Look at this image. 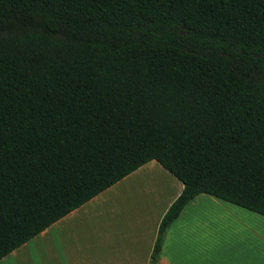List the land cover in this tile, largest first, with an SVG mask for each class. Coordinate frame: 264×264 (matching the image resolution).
Masks as SVG:
<instances>
[{
	"label": "trees",
	"instance_id": "obj_1",
	"mask_svg": "<svg viewBox=\"0 0 264 264\" xmlns=\"http://www.w3.org/2000/svg\"><path fill=\"white\" fill-rule=\"evenodd\" d=\"M264 215V0H0V258L150 160Z\"/></svg>",
	"mask_w": 264,
	"mask_h": 264
},
{
	"label": "crops",
	"instance_id": "obj_2",
	"mask_svg": "<svg viewBox=\"0 0 264 264\" xmlns=\"http://www.w3.org/2000/svg\"><path fill=\"white\" fill-rule=\"evenodd\" d=\"M183 183L150 160L0 258V264H151ZM157 264H264V215L199 193L167 228Z\"/></svg>",
	"mask_w": 264,
	"mask_h": 264
}]
</instances>
